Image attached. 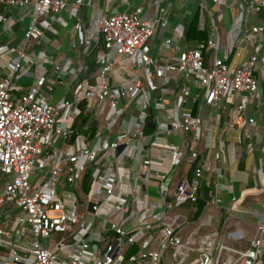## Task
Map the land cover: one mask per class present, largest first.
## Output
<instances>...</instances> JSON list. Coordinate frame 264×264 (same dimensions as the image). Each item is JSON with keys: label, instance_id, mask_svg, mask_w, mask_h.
<instances>
[{"label": "built area", "instance_id": "obj_1", "mask_svg": "<svg viewBox=\"0 0 264 264\" xmlns=\"http://www.w3.org/2000/svg\"><path fill=\"white\" fill-rule=\"evenodd\" d=\"M211 1L239 8L229 44L211 19L206 43L180 48L187 26L179 24L159 45L163 60L150 53L155 25L143 7L100 12L86 29L83 0L33 4L0 79V264H264V216L244 251L185 230L186 204L197 201L209 167L197 149L205 108L224 111L226 102L235 103L240 137L251 139L257 129L251 131L249 106L264 103V19L250 24L252 15H264V0ZM30 5L0 0V8ZM68 9L76 19L70 47L83 46L94 59L95 71L86 76L75 63L47 70V53L32 50L55 32L40 17L52 14L63 25ZM199 12L214 15L204 0ZM243 45L251 49L241 59ZM6 52L0 48V56ZM29 74L31 85L16 96ZM82 111L93 115L95 134H75ZM180 138L184 144L176 143ZM186 164L191 176L176 182ZM220 203L214 197L206 206Z\"/></svg>", "mask_w": 264, "mask_h": 264}, {"label": "crops", "instance_id": "obj_2", "mask_svg": "<svg viewBox=\"0 0 264 264\" xmlns=\"http://www.w3.org/2000/svg\"><path fill=\"white\" fill-rule=\"evenodd\" d=\"M36 1L30 0L32 5L27 7L4 6L3 10H0V48L7 49L5 55L0 56V79L8 73L6 61L15 57L16 49L23 41L25 29L31 21V9ZM204 1L208 3L214 15L212 17L200 15V20L204 22L203 27L209 30L210 21L214 19L222 43L228 45L231 25L240 16L238 6L234 5L228 10L213 4L211 0ZM83 2L79 16L86 29L91 28L92 22L100 12L108 16L114 11L123 12L143 7V17L155 25V33L148 47L151 55L157 60L165 58L159 50L161 42L171 37L174 28L179 24L187 26L200 4V0H83ZM62 19L64 24L60 25L56 23L52 14L40 17L39 24L49 23L53 25L55 32H46L44 38L34 46L47 53L51 61V67L48 63L44 65L47 70L52 68V64L64 63L68 68L75 63L84 73L82 76H86L94 68L93 56L86 57L83 54L85 52L83 46L70 47L76 19L69 14V9L62 14ZM178 46L188 48L183 42ZM243 47L241 59H244L251 49L247 45ZM32 80L31 74L26 76L20 82V90L17 93H25ZM60 92L58 90L59 94ZM204 116L203 136L197 149L202 157L209 159V167L204 173L202 183L211 184V199L219 197L221 203L206 206L202 216L197 221L190 220L189 225L197 224L200 232V228L212 227L216 223L219 231L203 232L202 235H216L218 242L225 247L244 251L257 238L258 222L264 216V103H252L249 106L248 116L256 123V127L251 128V131L254 133L257 129L251 139L247 136L240 137L235 122V103L226 102L224 111H213L206 107ZM211 117L213 119H210ZM183 142V138L176 139L178 144H184ZM191 174L189 165H184L177 175L176 182L190 177Z\"/></svg>", "mask_w": 264, "mask_h": 264}, {"label": "trees", "instance_id": "obj_3", "mask_svg": "<svg viewBox=\"0 0 264 264\" xmlns=\"http://www.w3.org/2000/svg\"><path fill=\"white\" fill-rule=\"evenodd\" d=\"M4 7L0 8V10H3ZM9 15V14H7ZM264 19V15H252L250 17V24L251 25H256L259 22H261ZM199 20H200V12L199 8L198 10L194 13L192 18L187 24L185 33H184V38L182 42L188 47V48H195L198 44L200 43H206L209 38V30L207 27L201 29L199 27ZM37 46H33L32 50L33 51H39L41 50L40 48L36 49ZM209 58V53L205 54V59L207 60ZM93 68V67H92ZM92 72L95 71V68L90 70ZM16 96L22 95V93H14ZM84 126H87V129H83ZM153 126V124L151 125ZM96 121L93 117L92 114L81 112L77 119L75 120L74 124V132L76 133H81L84 134L85 136L93 135L96 133ZM147 133L150 132V130H146ZM75 134L72 136L71 140L75 137ZM193 169L190 168V172H192ZM88 182V177L86 178ZM90 182V180H89ZM86 190L89 188V184L86 185ZM211 192H212V186L211 184L205 185V183H201L200 190L198 193V199L194 204L187 203L186 207L190 208V220L192 221H197L202 214L205 211L206 204L210 201L211 199ZM196 208V211H193L192 209Z\"/></svg>", "mask_w": 264, "mask_h": 264}, {"label": "rangeland", "instance_id": "obj_4", "mask_svg": "<svg viewBox=\"0 0 264 264\" xmlns=\"http://www.w3.org/2000/svg\"><path fill=\"white\" fill-rule=\"evenodd\" d=\"M49 67H51V65H49ZM209 213V211L206 213V215ZM197 224H194V225H189L188 229H185L186 230V233L187 235H190L191 233H194L193 235V239H196V236H200L203 234V232H208V231H212V230H217L219 231V226L214 223L212 227H206L205 229L204 228H200L201 231L199 232V228L196 226ZM197 230V232H196ZM227 261V253H224L221 257V262L224 263ZM168 264L169 261H167ZM238 264H241V263H238Z\"/></svg>", "mask_w": 264, "mask_h": 264}]
</instances>
